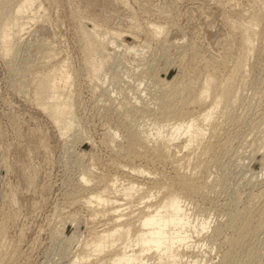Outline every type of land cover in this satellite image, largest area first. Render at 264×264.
<instances>
[{
  "label": "rangeland",
  "instance_id": "374dc122",
  "mask_svg": "<svg viewBox=\"0 0 264 264\" xmlns=\"http://www.w3.org/2000/svg\"><path fill=\"white\" fill-rule=\"evenodd\" d=\"M21 1L0 0V17H3L0 21L4 20L9 24L11 15ZM32 7L27 14H35V17L26 24L24 33L21 32L19 36L16 34L12 39L11 56L3 57L0 52V264H67V260L75 254L89 252L80 249L77 240L89 239L107 223L100 217V213H97L96 218L90 217L93 216L92 211L98 209L93 202L90 209L83 202L89 194L110 186V180L116 181L117 186L127 185L130 181L146 183L142 192H131L133 197L128 202L123 198L119 200L122 208L130 209H127L129 212L137 208L138 204L135 202L139 201L138 195L143 192L147 195L155 192V198L162 195L156 194L158 185L149 182V178L156 177L158 182H171L174 179L175 165L170 159L157 160L155 157H148L150 161H146L147 158L144 157L130 156L124 149L128 131L123 125L124 119L120 110L124 102L122 96L130 90V93H125L129 95V100L133 101L136 96L148 98V86L145 84L147 80H137L135 74L148 70L145 76H162L169 63H181L183 71L176 65L174 69L178 70L175 72L180 71L176 74L182 75V78L188 76L190 80L185 79L189 82L192 80L193 83H189L191 88L195 89L197 83L210 74L215 78L213 96L218 94L222 79L234 72V62L237 61L240 51V28H231L227 21L238 24L244 16L249 17L254 13L264 17V0H35ZM149 23L164 25L167 30L158 39L148 29ZM92 27L121 36L114 42L110 39L113 44L107 51L111 56L118 52L117 56L113 55L114 59L111 58L114 61L119 60L116 71L113 69V75L109 70L101 72L99 81L90 76L93 70L89 62L95 57L89 55V48L94 40L89 34ZM256 30L257 36L253 35L255 49L245 63L247 68L244 67L245 73L247 72L243 81L244 93L237 104L239 106L234 110L236 118L241 120L226 127L222 130L224 133L214 139L218 145V142L221 143L230 134L233 137L231 144L222 147L223 150L221 147L216 150V147L214 156L207 157L212 162L205 159V169L196 166L201 170L195 169L193 159V164L188 159L190 155L187 149L182 148L184 136L175 140L177 150L176 146L172 148V153H176L179 158L175 162L177 166L182 165V170L186 167V173L195 170L199 176L200 172L206 173L201 175L204 179H209L205 189L190 194L193 204L187 205V208L191 207L194 216H207L211 219L212 227L224 226L223 223H226L230 214L249 207L252 224L245 237L228 244L223 238L231 235L232 231L227 229L221 235L222 238L214 241L216 244H210V250L205 245L202 246L205 243L202 235L209 236L213 228L210 227L198 237V244L191 250L196 256L204 257V264H222V251L225 252V247L227 250L231 246L242 249L238 264H250L256 256L260 262H264V211L261 210L263 200H254L256 193L264 190V24ZM228 35L233 38V49L227 55L230 57L226 62L220 64L225 56L223 38ZM42 42L48 44L43 48L44 53L49 56L45 59V66L37 68L33 64L42 62L41 59L44 61V54L40 51ZM130 45L137 46L139 52H132L131 55L122 51L124 46L131 47ZM137 54H140L138 56L142 60ZM96 57H104L107 64L112 62L106 55ZM144 64H149V67H142ZM56 68L66 71L70 76L65 93L68 94L78 127L89 139H85V145L80 143L83 139L80 133L68 134L70 139L67 142L70 143L67 145L64 142L67 136L59 135L48 113L36 102L34 84L40 80L42 73ZM111 76L117 84L111 82ZM203 107L197 104L188 105L187 112L197 115ZM144 127H148L147 124ZM113 131H117L119 135L115 143L117 146L109 143V135ZM205 137H208V133ZM241 140L244 141L243 144ZM253 148V151H258L253 153ZM250 156L254 160L250 161ZM184 157L186 159L181 160ZM188 160L192 166L187 167L185 162L188 163ZM129 165L143 167L146 170L143 174L145 177L129 176ZM123 166L125 168L120 169ZM82 167L90 169V180L85 188L80 181V174L84 170ZM174 182L173 180L172 183ZM251 197H254L255 202ZM131 201L132 209L126 206ZM135 211L132 214H136ZM65 223L74 225L77 231L64 232L62 226ZM70 235H74V239L77 236V240L73 239V243L66 241L70 245L65 244L69 246H66L68 254L64 257L60 248L64 247L66 237L69 239ZM91 258L90 261L93 260Z\"/></svg>",
  "mask_w": 264,
  "mask_h": 264
},
{
  "label": "bare ground",
  "instance_id": "6f19581e",
  "mask_svg": "<svg viewBox=\"0 0 264 264\" xmlns=\"http://www.w3.org/2000/svg\"><path fill=\"white\" fill-rule=\"evenodd\" d=\"M34 3H35V0H22L21 3H18L19 5L17 4V7L14 10L13 15H11L9 19L10 21L9 24L4 20H2V22L0 21L1 22L0 23V52L2 53L3 57L11 56L12 39L14 38L16 34L18 35L21 32L24 33L26 29V24H28L30 20L34 19L35 14H32V13L27 14V11L33 8L32 6L34 5ZM254 14H252V16H249V17L244 16L247 18L243 17L242 18L243 20H241V22L238 24L234 23L231 20H229L230 22L227 21V23H229L228 25L231 28H235L236 26L240 28L239 29L241 33L240 46H239L240 51L238 53L239 57L237 61L234 62V68H233L234 72L229 73L228 76H225L222 79V81L220 82L221 90L218 94L213 96L212 88H213V84H214L213 82L215 78L211 76L210 74H207L205 77H203V79L200 80L199 83H197L198 86L195 87V89L191 88L190 87L191 85H189V83L192 80L189 82L187 81V80H190L188 76L185 77V78H189L186 80L184 77L182 78V75L176 74L180 71L175 72V70H178V69H181V71H183L182 70L183 64L181 63L176 64L178 69H174V66L176 65H173V64L175 63L173 62L169 63L167 67H165L163 72L161 71L162 76L158 74H155L149 77L148 75L145 76V72L148 70L141 71V72L139 71L140 72L139 74H135L137 77V80H141V81L147 80V82L145 81L146 82L145 84H147L148 86L147 87L148 98L146 97L147 98L146 99L140 96L138 97L136 96L137 98L135 97L133 101L129 100L128 99L129 95L125 93L129 92L130 90L126 91L124 93V96H122L124 99V102L122 103V107L120 105L119 106L122 108L120 110H122L121 114L123 115V119H124L123 125L125 128H127V131H128V135H127L128 139L125 137V139L127 140L126 142L127 144H125L126 146L124 149L130 156L144 157V158H147L146 161H148L149 159L148 157H151L150 159H152V157H155V159L160 158L162 160L163 159L165 160L167 158H168L167 160L170 159V161L174 163L175 165V167H173L175 168V170L173 169V172L175 171L174 179H173L175 182L172 183L173 180L171 181L170 179L169 181L171 182H166L167 180H164L165 182H158V180H156L157 179L156 177H155L156 179L152 177L151 178L148 177L150 179L149 182H151L153 185H156V186L158 185L156 194L159 193L162 195H160L157 198L153 197L155 192L150 193V195H147V193L145 194L144 192L138 195L139 201L135 203H137L138 206L139 205L140 206L138 207L137 204L135 205V207L137 206V208L135 209L137 211L136 214H132V212L135 210H131L127 212L128 208L123 209L124 207L122 208V204L119 202V200L123 198V199H126V201L128 202L133 197L132 196L134 193L133 191H135V193L142 192V190H144L143 186L146 183L143 184L142 182L130 181L127 185L119 186L120 184H118L117 186L115 185L116 181L112 182V180H110L112 183V184H109L110 186L104 187L99 192H97L98 191L97 190L95 191L96 193L95 192L91 194L88 193L89 195L87 194L88 196L87 197L85 196L86 197V198L84 197L85 199L82 198L84 200L83 202L89 205V206L87 205L89 209H90L91 203L93 202L95 203V205L97 206L96 208L98 209V210L92 209L93 216L91 215L90 217L96 218V216L100 213L99 214L100 217L106 220L107 223L106 225L104 224L105 226L103 225L104 226L103 228L96 230L93 236H91L87 240L84 238L77 240V236L74 239L73 237L74 235H70L69 239L66 237L64 247L60 248L62 256L64 257L67 256L68 254V252H66L67 247L70 245L69 243L71 241L73 243V239L74 241L77 240V242L79 243L78 245L80 249H85L89 251L88 253H85L83 255L82 253H79L77 255L74 253L75 255L73 258H70V259L67 258L68 259L66 262L67 264H204V261H205L204 257L202 255L196 256L195 254L192 253V250L198 244V241H199L198 237L201 236L202 233H204V231L206 233V231L210 227H212L211 219L208 218L207 216L206 218L203 216H201V218L198 216L197 217L194 216L193 215L194 213H192L190 210L191 207L188 209L187 205L193 204L192 198H190L191 193L193 194V192H196L197 190L198 191L203 190V188L207 186V182L209 179L206 180L207 179L206 177H205L206 179L203 178L204 174L206 173L199 171L201 170L200 168L205 169L206 167L205 159H207L208 161L207 157L209 156L211 157V155L214 156L213 154L215 152L216 147H217L216 150H218V147L222 148L224 146L227 147V145L229 146V143L231 144V140L233 139V137L230 134L228 135L226 134L227 136H225L224 139L222 138L223 139L222 142L221 143L218 142V145L214 139H216L220 135V133L223 132L222 130L226 129V127L228 128L229 126H232L234 125V123L238 122V120L239 121L241 120V119L236 118L234 114V110L237 104L239 103L240 99H242V94L244 93L243 90L245 86L243 84V81L245 80V77H246L245 75L247 73V72L245 73L244 67H246L245 63H247L246 61H248V57L251 55V53H253L255 49V45H254L255 39H253V35H256L255 33H257L256 28L257 27L262 28V25L264 24V17H262L261 15H254ZM147 27L150 30L152 36L158 39H159V36H162V33H164L165 29L167 28V27L165 28L164 25L162 26L156 23H149V26L147 25ZM89 34L94 39L92 42V45L89 48V55L95 56L89 62L90 63L89 65L92 67V70H93V72L91 73L92 75L90 76L94 79L96 78V80L99 81L98 78L101 75V72L105 70H109L111 72V75H113L114 71H116L115 69H116V66H118L119 64V60L114 61L111 58L114 59V56H117L118 52L116 53V55H114L115 54L114 53L113 54L114 56L113 55L111 56V54H108L107 51L110 49L113 42L116 41L115 39H118L121 36L117 33H109L107 31L100 30L97 27H92ZM163 37H165V35ZM110 39H113V42H111ZM162 40L164 42L163 38ZM45 42H42V44L40 45V51L41 53L44 54L43 55L44 61L41 59L42 62L33 64L34 67L37 66V68H41L42 66H45L46 64L45 59L49 55H47V53H44L45 51L43 47L48 45ZM140 44H143V43H140ZM145 46H147V44ZM136 47L137 46H134V45L131 47L124 46V50L122 51H125L130 54L132 52L137 53L139 51ZM223 47L225 50V54L224 53L223 54L225 56H223V59L221 58L222 61L220 62V64L221 63L224 64L227 58L230 57L227 55L230 54L231 48L233 49V38L231 37V35H228L226 36V38H223ZM120 54L118 56H121ZM140 54H142V52ZM140 54H137V56ZM105 55L108 56L107 57L108 60L109 59L112 60L110 64H107L106 62L107 60H104V57H100V58L96 57V56H105ZM138 57H140L141 59V56H138ZM30 66L32 67V65ZM142 67L148 68L149 64H144V66ZM133 72L136 73L135 71ZM149 72L151 73V70ZM186 73H183V75L184 74L186 75ZM152 74L154 73L152 72ZM41 76L42 77L40 78V80L37 81L36 84H34L36 102L38 103V106H40L44 111L48 113L49 117L53 121L52 123H54L55 127L57 128V131H59L60 133L59 135H61L62 137L67 136V138L64 137L65 138L64 142H66L67 145H69L70 143V142L69 143L67 142L70 139V138L68 139V137H70L68 134L70 133H80V136L83 137V139L81 138L82 140L80 141V143L81 144L87 143L85 139H88V137H86V134H84V132L82 133L80 127H78L79 126L77 124L78 122L76 121V118L74 117L72 107L69 103L68 94L67 92L65 93V90L70 80V76L68 75V73L64 70L56 68V69L47 70L45 73H42ZM110 79L112 83L113 82L115 84L118 83L116 80H114L113 76H111ZM137 89H139V87H137ZM141 94H145V93H141ZM192 104L193 105L197 104L199 106L203 105L204 107L202 108L199 114L192 115V114H189V112H187L188 105H192ZM146 124L148 127L145 128L144 126ZM158 125H161V126H158ZM154 126H158V127L154 128ZM253 129H254V126H253ZM227 131L228 130H226V132ZM207 133H208V137L206 138L205 136ZM109 136H111V139L109 138L111 142L109 141V139L108 141L111 145V143L112 144L116 143L117 141L116 139L118 138L119 135L117 131H113ZM181 136H184L182 137L184 138L182 142L183 147L182 146L181 147L184 149H187V152H188V155H190L189 156L190 158H188L187 155L186 157L191 161V163L194 161L193 163L195 164L194 165L195 169L200 167L198 168L199 169L198 172H200V176L198 173L195 172L197 170H195L192 173L191 172L186 173L187 171L186 172L184 171L186 167H184V169L182 170L183 168L182 165L177 166L178 164L177 165L175 164V162L177 161L178 155L176 153H172V148L173 147L175 148L176 146L175 140L179 139ZM194 143L197 146H194L195 145ZM243 143L244 141L241 140V144ZM241 144H239V146H241ZM72 147L74 149L73 145ZM196 149H199V150H196ZM176 150H177V146H176ZM253 150L254 148L252 149V151ZM257 151L258 149L257 150L255 149L253 153H256ZM184 159L186 158L185 157L183 159L181 158V160H184ZM191 159H193V161ZM211 159L213 160L214 157H212ZM189 160H188V163H186L187 160L186 162L184 161L185 164L188 165L187 167H189V165L192 166L193 164V163L189 164L190 162ZM240 160L242 161V159ZM249 160L250 161L254 160V158L251 157ZM210 161L208 162L210 163ZM262 161L264 162V158L262 159ZM238 163L242 164V162H238ZM128 167L129 169H127V171L129 173V176L131 174L133 176L138 177V175H140L142 177L144 176L143 174H145V171H146L143 167H140V166L130 167L129 165ZM124 168L125 167L123 166L120 169L123 170ZM204 169L202 170L205 172ZM207 170L208 168L206 169V171ZM260 171H263V170H260ZM89 173H90V169L85 168L80 174L81 179H82L80 181L82 182V184H84L83 185L84 188L86 186V183H88V181L90 180ZM201 173H203V176L201 175ZM141 179H145V178H141ZM150 186L152 185L150 184ZM151 188L153 189V186ZM161 190H162V193H160ZM131 192H133L132 195H131ZM256 194L257 195L253 194V196L255 195V198L251 197L252 201L262 199L263 201L260 200L262 201V204H263L261 207V210L264 211V190L262 191L260 190V192L258 191V193ZM149 197H152V199L153 198L155 199L152 200ZM78 198L79 197H77V199ZM252 201H251V204H252ZM130 203L132 204V201L129 202V204ZM131 204L128 205L127 203L126 206L131 208L132 207ZM95 205L93 206L94 208H95ZM133 209H134V206H133ZM123 216L124 217L126 216V218H123ZM251 221L252 220H251L250 211H249L248 206L247 208L245 207L243 211L240 210V212H235V213L230 214L228 216L226 223H223L224 226H220L218 224L219 226L212 227L213 228L212 233L209 236H205L204 234L202 235L204 238L203 237L201 238H203V241L205 242L204 244H202V246L205 245L206 246L205 248H209V247L211 248L210 244L214 243V241L217 238L219 237L222 238L221 235H223V233L225 234V232L228 231L227 229H230V231H232L231 235L225 236V238H223L225 242L228 244L233 242V240L235 239L245 237L248 234L249 227L252 224ZM69 225L68 223H65L64 227L62 226L63 228L62 230L64 232L66 230L68 232L77 231V229L74 228V225L73 226H69ZM66 241L68 242L70 241V242L68 243ZM221 242H224V241H221ZM67 243L69 245H65ZM212 246L214 247L215 245H212ZM222 246H224V244ZM179 248L181 250H179ZM228 248L229 249L231 248V249L226 250V247H225V252L222 251L223 254H222V257L220 255L221 257L220 261L222 260V264H238L240 262V251H242V249L239 246H231ZM91 257H93L92 261H90V259H92ZM256 257H253L254 260L250 264H264V262L263 263L262 261L260 262V260L257 259Z\"/></svg>",
  "mask_w": 264,
  "mask_h": 264
}]
</instances>
